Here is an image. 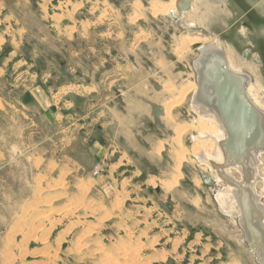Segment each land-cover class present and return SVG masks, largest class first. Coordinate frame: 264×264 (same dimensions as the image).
Instances as JSON below:
<instances>
[{"label": "rangeland", "instance_id": "374dc122", "mask_svg": "<svg viewBox=\"0 0 264 264\" xmlns=\"http://www.w3.org/2000/svg\"><path fill=\"white\" fill-rule=\"evenodd\" d=\"M151 1L170 0L13 4L25 31L13 47L46 74L51 99L45 118L20 107L17 129L0 113V264H258L201 179L193 136L176 146L177 126L195 120L189 94L170 112L176 126L154 107L163 87L194 79V45L175 51L193 19L264 87V0H225L230 11L198 0L184 20ZM210 15L224 22L206 27Z\"/></svg>", "mask_w": 264, "mask_h": 264}, {"label": "bare ground", "instance_id": "6f19581e", "mask_svg": "<svg viewBox=\"0 0 264 264\" xmlns=\"http://www.w3.org/2000/svg\"><path fill=\"white\" fill-rule=\"evenodd\" d=\"M177 1L179 0H170L168 3L151 1L149 10L151 13H161L165 16L171 15L172 17V12H175L177 15L176 18L184 20L187 13H190L193 8H195V3L198 0H190L187 9H180L176 13L178 10L176 5ZM209 2H215L223 8H227V2L225 0H210ZM134 6L137 10L140 7V4L137 3ZM220 18L222 19V22H224L223 16H207L205 26L209 28L212 27L215 22L220 21ZM183 24V26H186L187 34L179 39L175 51L177 54L182 52L185 53V49L194 45L193 47L196 50V56L192 59L190 64L194 79L193 81H180L171 88H165L162 86L163 95L165 97L164 100L167 101L162 109V118L164 120L165 117L170 119L172 108L179 105L184 96L189 94L188 110H190V113L194 116L195 120L193 123L184 126H177L175 130L176 146L182 144V134L184 132H188L193 136V140H195L194 152L192 155L193 161L206 170L205 173V171L200 169V173L202 172L210 177L212 188L214 191H217L216 199L219 202V205L225 210V213H227L230 219L236 220L237 227H240L241 229V239H244L253 250L254 259H256L257 263L264 264V254L262 250L254 248L251 243L247 241L241 224L247 219L250 222V226L254 229L257 228V226L264 229V135L261 134L260 129L253 124L255 123V120L248 121L246 117V119H244L248 124L247 127L243 128V132L242 130L236 132L237 126L233 128L235 131L233 129L231 132L227 131L214 111L209 110V108L203 104L204 101L207 100L204 96L201 97L200 102H192V94L199 88L195 72V66H197L196 60L198 59L201 50L206 47L211 50H221L226 60V64L232 72L247 75L248 80L245 83V92L251 102H253V104L263 113L264 87L262 85L258 87L256 83L254 84L251 82V74H248L243 70L245 65L243 66L241 61L237 58L232 60L230 53L234 52H230L229 45L227 46L222 43L221 39L217 38V36L211 37L210 33L212 30L209 29V35L197 32L196 26L198 22L196 19L184 21ZM244 59L245 57H243V60ZM255 60L258 62L257 58H255ZM239 112V115L244 114L243 109L239 110ZM170 122L171 126H176L173 119H170ZM246 147H248L247 151L245 150ZM184 153L185 152L181 153V157H176L177 169H179L181 161L185 158ZM179 158L180 160H178ZM232 159L237 161L231 163ZM259 164L261 166H259ZM236 173L237 176H235ZM260 179H263V183L256 185V182ZM50 187L52 188L53 185L47 186V188Z\"/></svg>", "mask_w": 264, "mask_h": 264}, {"label": "water", "instance_id": "95a60500", "mask_svg": "<svg viewBox=\"0 0 264 264\" xmlns=\"http://www.w3.org/2000/svg\"><path fill=\"white\" fill-rule=\"evenodd\" d=\"M189 1H177L178 10L176 13L180 9H187ZM172 13L177 17L175 12ZM247 51L248 49L245 50V53ZM257 61L259 62L260 60L257 58ZM196 62V81L199 88L192 94V102H200L201 97L204 96L207 100L205 99L206 101L203 104L209 110L214 111L227 131L231 132L237 126L236 132H240L241 130L243 132V128L247 127L248 124L245 122L247 118L248 121L255 120L253 124L264 135V113L251 102L245 92V83L248 80L247 75L232 72L228 68L221 50H211L206 47L201 50ZM241 109L244 110V114L239 115V110ZM162 113L163 111L159 106L154 107V114L156 116ZM245 150L247 151L248 147ZM236 161L232 159L231 163ZM238 161L241 162L240 160ZM200 174L205 183H210V177L202 172ZM241 224L247 241L254 248L262 250L264 254V229L259 226L254 229L250 226V222L247 219Z\"/></svg>", "mask_w": 264, "mask_h": 264}, {"label": "crops", "instance_id": "0c3cea01", "mask_svg": "<svg viewBox=\"0 0 264 264\" xmlns=\"http://www.w3.org/2000/svg\"><path fill=\"white\" fill-rule=\"evenodd\" d=\"M19 3L20 0H15L13 3L11 0H0V52L5 44L10 46L7 54L0 56V113L2 117L9 119L8 124L11 123L13 129L19 127L15 117L17 118L20 107L25 109V112L29 110L34 115L45 118L46 101L51 99L50 88L48 92L45 88V82L48 81L44 78L46 74L43 71V73L37 72L35 61L20 60V50H15L13 47L14 39L17 44L21 43L19 35L23 32L22 36H24L25 32L16 27L19 21L15 13L17 8H14L13 4ZM5 22L10 26L7 32L4 30L5 26L8 28Z\"/></svg>", "mask_w": 264, "mask_h": 264}, {"label": "flooded vegetation", "instance_id": "af4514ba", "mask_svg": "<svg viewBox=\"0 0 264 264\" xmlns=\"http://www.w3.org/2000/svg\"><path fill=\"white\" fill-rule=\"evenodd\" d=\"M226 10H229L230 11V9L229 8H226ZM248 49V52H250L251 51V49L250 48H247ZM247 52V53H248ZM260 61L258 62V63H260L261 65H262V71H263V73H264V60L263 59H259ZM259 64V65H260Z\"/></svg>", "mask_w": 264, "mask_h": 264}]
</instances>
